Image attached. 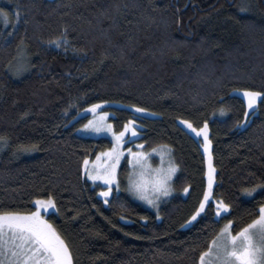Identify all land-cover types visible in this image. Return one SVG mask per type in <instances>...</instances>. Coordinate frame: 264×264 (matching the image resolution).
<instances>
[{
	"label": "trees",
	"instance_id": "trees-1",
	"mask_svg": "<svg viewBox=\"0 0 264 264\" xmlns=\"http://www.w3.org/2000/svg\"><path fill=\"white\" fill-rule=\"evenodd\" d=\"M0 8L9 13L7 25L0 17V210L35 211V200L51 196L55 207L41 214L73 264H199L225 222L237 232L258 217L264 192L245 189L264 186V0H0ZM244 90L262 94L252 109ZM91 104L116 132L135 122L128 144L170 149L174 193L158 208L132 197L124 169L108 198L85 174L84 157L113 144L80 132ZM185 120L207 121L208 152ZM209 153L211 203L186 224L208 190ZM218 200L231 215L216 216Z\"/></svg>",
	"mask_w": 264,
	"mask_h": 264
},
{
	"label": "snow or ice",
	"instance_id": "snow-or-ice-1",
	"mask_svg": "<svg viewBox=\"0 0 264 264\" xmlns=\"http://www.w3.org/2000/svg\"><path fill=\"white\" fill-rule=\"evenodd\" d=\"M16 19H19L17 9ZM0 17L3 18L5 25L9 23V13L0 8ZM243 95L247 98L248 108L252 109L257 104L258 97L262 94L257 91L244 90ZM101 103H105L101 101ZM100 104H91L89 109L96 113ZM139 112H145L146 109H138ZM223 111V110H222ZM249 113H245V116ZM108 113L101 112L100 118L89 120L82 127L84 130L91 129L96 133L106 130L112 134V147L104 152L96 154L95 161H92L93 170H88L90 163L87 156L84 157L83 165L85 174L91 180H103L104 188L100 195L107 198L112 191L113 183L119 187L116 168L124 155V149L121 145L125 141V133L131 131L136 136V127L134 121H128L122 131H113V126L104 121ZM184 124L194 132L203 134L205 144L204 150L208 152L211 141L208 139V123L204 122L203 127L193 128L190 121H183ZM0 137V140H3ZM139 147V146H138ZM35 145L23 148L24 151H32ZM166 146L160 147V155L164 156ZM130 154L129 164L132 165V172L128 175V191L133 196L156 207L162 197H167L171 191L170 181L177 170V165L169 163L167 168L159 167L151 169L148 164L149 153L143 151H132L127 149ZM152 152L157 149L153 148ZM214 169L211 163V154L209 153V171H208V190L203 193V198L199 206L192 213L186 224L196 221L201 213L206 211V206L211 203ZM257 189L264 192V186L257 185L250 189H245L248 196H254ZM184 192L189 189L185 187ZM105 203L108 200L105 199ZM35 211L19 210H0V264H73V256L68 244L58 233L56 228L49 220L41 214V210H47L55 207V201L51 196L47 199H37L34 202ZM259 215L251 224L233 234V221L228 220L223 225L219 233L211 242L207 251L200 253L199 264H264V204L258 209ZM224 215H231L230 205L223 200L216 201V216L223 218ZM218 222V221H217Z\"/></svg>",
	"mask_w": 264,
	"mask_h": 264
},
{
	"label": "rangeland",
	"instance_id": "rangeland-1",
	"mask_svg": "<svg viewBox=\"0 0 264 264\" xmlns=\"http://www.w3.org/2000/svg\"><path fill=\"white\" fill-rule=\"evenodd\" d=\"M103 112L102 109H97V112L96 113H92L91 114V118L90 120H92L94 117L99 119L100 118V113ZM107 113V112H106ZM104 121L106 123H110V119H109V113H108V116L107 117H104L103 118ZM113 131H115V129L113 128ZM81 133L85 134V135H92V136H102V135H106V136H109L112 138V134L110 132H107L106 130L104 131H101L100 133H96L94 132L93 130L91 129H88V130H84L83 128L80 130ZM116 132V131H115ZM128 132H131V131H128ZM126 132V133H128ZM113 140V138H112ZM128 139H125L124 141V144L121 145V148L124 149V155L121 157L120 159V162L119 164L117 165V168H116V172H117V180L119 181V187L117 188L116 187V182L113 183V187L117 188L118 190L121 188V186L123 185L122 184V178H121V169H124L123 172H124V184L126 185L127 189H128V175L130 172H132V165L129 164V159L131 158L130 157V154L128 153L127 149L131 148L132 151H143V152H147L149 153V158H148V164L151 166V169L152 170H155L159 167H164V168H167L169 163H174L175 165L176 162L174 161L173 157H172V153L170 151L169 148L166 147V150H165V154L163 157H161L160 155V147H156L157 151L156 152H152L151 150L153 149H146L144 148V145L141 144V143H138V144H128ZM114 142V141H113ZM139 146V147H138ZM104 152V151H103ZM96 159V156L93 158V159H89L90 163L88 165V170L89 171H92L93 170V164L91 163L92 161H95ZM178 166V165H177ZM85 169V168H84ZM178 173V167H177V170L175 172V174L173 175L171 181H170V184H171V191H170V194L169 196L167 197H162L161 200L158 202L157 206L154 207L150 204H148L146 201H142L140 200L138 197H135L133 196V194L131 192H129L132 197H134V199L138 202H140L141 204L147 206V207H150V208H158V206L164 201L166 200L168 197H170L173 193H174V188H173V183H174V179L176 177ZM89 177V176H88ZM90 179V177H89ZM91 180V179H90ZM94 184H101V185H104V181L103 180H97V181H93L91 180ZM101 193V191H100ZM110 196H111V193H110ZM109 196V197H110ZM103 197V196H102ZM105 198V197H104ZM108 198V197H107ZM227 222L224 223V225L226 224ZM232 232L233 234H235V232L233 231L232 229Z\"/></svg>",
	"mask_w": 264,
	"mask_h": 264
},
{
	"label": "flooded vegetation",
	"instance_id": "flooded-vegetation-1",
	"mask_svg": "<svg viewBox=\"0 0 264 264\" xmlns=\"http://www.w3.org/2000/svg\"><path fill=\"white\" fill-rule=\"evenodd\" d=\"M43 215H44L45 219H47V217H46L45 213H43ZM47 220H48V219H47Z\"/></svg>",
	"mask_w": 264,
	"mask_h": 264
},
{
	"label": "bare ground",
	"instance_id": "bare-ground-1",
	"mask_svg": "<svg viewBox=\"0 0 264 264\" xmlns=\"http://www.w3.org/2000/svg\"><path fill=\"white\" fill-rule=\"evenodd\" d=\"M134 198V197H133Z\"/></svg>",
	"mask_w": 264,
	"mask_h": 264
}]
</instances>
